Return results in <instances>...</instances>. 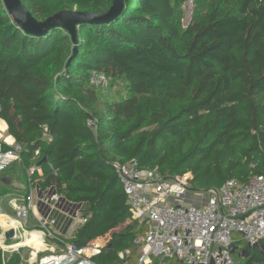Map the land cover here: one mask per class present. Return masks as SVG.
I'll return each mask as SVG.
<instances>
[{
    "label": "trees",
    "instance_id": "obj_1",
    "mask_svg": "<svg viewBox=\"0 0 264 264\" xmlns=\"http://www.w3.org/2000/svg\"><path fill=\"white\" fill-rule=\"evenodd\" d=\"M22 1L39 21L112 5ZM187 1L125 0L116 20L80 26L74 56L68 31L30 35L0 0V119L23 146L26 174L46 156L40 189L86 218L71 238L55 240L84 248L97 264L137 260L133 240L142 229L115 163L136 159L170 178L189 173L197 191L264 178V0H194L198 9L184 26ZM93 70L107 75L106 87L91 83ZM241 252L244 264H264V244ZM21 260L0 248V264Z\"/></svg>",
    "mask_w": 264,
    "mask_h": 264
},
{
    "label": "built area",
    "instance_id": "obj_2",
    "mask_svg": "<svg viewBox=\"0 0 264 264\" xmlns=\"http://www.w3.org/2000/svg\"><path fill=\"white\" fill-rule=\"evenodd\" d=\"M90 80L96 86L108 85L107 75L100 70H93ZM23 150L15 139L0 138V175L21 160ZM39 155L40 150H36L33 159ZM114 167L128 197L131 217L142 229L133 240L136 264H171L175 260L180 264H236L232 255L234 232L240 233L251 246L264 244V178L253 176L248 182L230 179L219 190L197 191L190 189L189 173L170 178L157 169H142L136 159L115 163ZM27 174L29 193L17 208L22 228L27 227L35 207L34 191L44 193L42 201L51 206V214L62 197L59 194L50 197L49 189H40L43 171L39 164L32 165ZM79 212L72 215L76 224L85 223L86 218ZM2 215L0 207L1 241L5 231ZM39 221L42 227L39 231L60 240L45 219ZM22 243L0 244V248L18 252ZM63 244L60 251L51 248L52 253L37 262L30 258V264H97L84 248ZM98 251L95 249V254ZM130 254L131 249L120 251L119 258L125 259Z\"/></svg>",
    "mask_w": 264,
    "mask_h": 264
},
{
    "label": "crops",
    "instance_id": "obj_3",
    "mask_svg": "<svg viewBox=\"0 0 264 264\" xmlns=\"http://www.w3.org/2000/svg\"><path fill=\"white\" fill-rule=\"evenodd\" d=\"M0 138H5L8 141L14 140V137L8 132V125L6 121L3 119H0ZM20 163V161L14 162L8 170H6L0 175V203L6 202V205H8V207L10 208L9 212H3L2 217L5 216L8 218L5 224L3 223V226L5 228L7 226L16 227L18 229L19 236L24 238L22 245L28 249V253H26L25 257H22L19 254L22 258L20 264H30V258H32V260H36L37 262L41 257L51 254V248H55L57 249V251H60L64 245L56 241L54 238H51L50 236H45L44 234L42 237L44 244V246H42V249L35 248L26 242L27 237L31 235L30 231L41 230L42 227L39 219H45V221H47V223L49 224L48 226L50 230L52 229V231L57 236L63 235L66 238H71L74 235L77 228V224H73L72 227L68 229L71 225V222H68L69 219L64 222L67 215H74V212L72 209L73 205L66 201L63 197H61V199L56 202L55 210L51 214V206L42 201L44 193L41 191H34V210L33 212H30L27 227L22 228L20 226L17 220V208L19 205L22 204L23 201H26L25 198H27L29 193V185H27L29 177L28 174H26L24 168L20 166ZM48 194L51 197V194L49 192ZM79 211L80 208L76 209L75 214ZM79 213H81V211ZM81 215L83 214L81 213ZM50 221H54V223L50 224ZM57 224H59L58 228L55 227ZM1 250L3 251V254H5L4 252H15L11 250L4 251V249ZM171 264L179 263L175 260L172 261Z\"/></svg>",
    "mask_w": 264,
    "mask_h": 264
},
{
    "label": "water",
    "instance_id": "obj_4",
    "mask_svg": "<svg viewBox=\"0 0 264 264\" xmlns=\"http://www.w3.org/2000/svg\"><path fill=\"white\" fill-rule=\"evenodd\" d=\"M9 13L11 14L13 20L24 29L28 34L32 35H45L51 29L60 27L69 32L72 36V40L76 45L75 54L78 51L79 42V28L83 24H107L110 23L123 13L125 8V0H112L111 7L101 13H94L88 11H78V10H64L60 11L44 21H39L32 14V12L27 8L22 0H3ZM48 158L45 156L40 161V164L46 163ZM88 215V214H86ZM24 238L19 236L18 229L14 226H8L5 228L4 236L2 242L5 245H10L14 243L23 242ZM18 253L25 257L28 253V249L21 245L18 248Z\"/></svg>",
    "mask_w": 264,
    "mask_h": 264
},
{
    "label": "rangeland",
    "instance_id": "obj_5",
    "mask_svg": "<svg viewBox=\"0 0 264 264\" xmlns=\"http://www.w3.org/2000/svg\"><path fill=\"white\" fill-rule=\"evenodd\" d=\"M182 9H183L182 22H183L184 26H187L186 22L194 16V13L196 12V9H198V8H197L196 3H195L194 0H188L187 2L184 3V5L182 6ZM74 10H76V9H74ZM203 11L205 12L206 9L203 8ZM120 87H122V89H123V86H119V87H115V88L117 90H120ZM114 94H115V92H112V95H114ZM112 95L110 93H107V96H109V97L112 96ZM0 207L2 209V212H4V211L5 212H9L10 208L8 207V205H6V202L5 203H0ZM67 219H69L68 222H71V225L68 228V229H70L73 224H76V222H75V219L73 218L72 215H70V216L67 215V217L65 218L64 222H66ZM7 220H8L7 217H5V216L2 217V221L6 222ZM55 227L58 228L59 224H57ZM121 228H119V230ZM233 237H234L235 240H241L242 239V235L240 233H237V232L233 233ZM246 245H248V244L246 242H244V241L239 242L238 245L233 244V246H232V249H234L233 250V258H234L236 264H244L245 255H244V252H241V250H246ZM4 253L11 255L12 252H4Z\"/></svg>",
    "mask_w": 264,
    "mask_h": 264
},
{
    "label": "bare ground",
    "instance_id": "obj_6",
    "mask_svg": "<svg viewBox=\"0 0 264 264\" xmlns=\"http://www.w3.org/2000/svg\"><path fill=\"white\" fill-rule=\"evenodd\" d=\"M1 221H2V217H1ZM2 223L5 224V221H2ZM33 231H30L31 235L27 237L26 242L35 248H41L42 249V246H44L43 239H42L43 233L41 231H37V230H33ZM0 244L5 245V244H3L1 239H0Z\"/></svg>",
    "mask_w": 264,
    "mask_h": 264
}]
</instances>
